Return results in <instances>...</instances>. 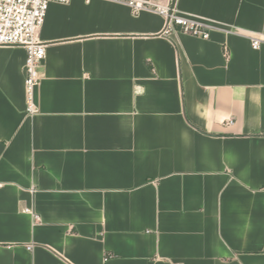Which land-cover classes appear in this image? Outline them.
Wrapping results in <instances>:
<instances>
[{
  "label": "crops",
  "instance_id": "crops-1",
  "mask_svg": "<svg viewBox=\"0 0 264 264\" xmlns=\"http://www.w3.org/2000/svg\"><path fill=\"white\" fill-rule=\"evenodd\" d=\"M143 1L208 37L50 2L32 114L0 46V264H264V0Z\"/></svg>",
  "mask_w": 264,
  "mask_h": 264
},
{
  "label": "built area",
  "instance_id": "built-area-1",
  "mask_svg": "<svg viewBox=\"0 0 264 264\" xmlns=\"http://www.w3.org/2000/svg\"><path fill=\"white\" fill-rule=\"evenodd\" d=\"M70 0H0V46H18L25 50L24 91L26 112L34 113L35 90L41 79L39 67L45 58L46 43L36 37V29L42 25L50 2L67 3ZM125 2L133 13L141 9H152L166 20L165 32H170L177 26L183 32H188L203 38L208 37V31L202 30L200 23L178 13L174 4L159 5L143 0H107ZM251 47L257 49L264 42L263 38L251 37ZM232 120L229 119L228 123ZM25 211H29L25 209ZM31 212V211H29ZM36 221L39 215L32 213Z\"/></svg>",
  "mask_w": 264,
  "mask_h": 264
}]
</instances>
